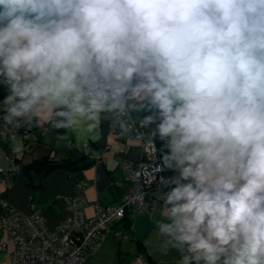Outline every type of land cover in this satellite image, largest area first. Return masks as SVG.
I'll list each match as a JSON object with an SVG mask.
<instances>
[{
	"label": "clouds",
	"instance_id": "1",
	"mask_svg": "<svg viewBox=\"0 0 264 264\" xmlns=\"http://www.w3.org/2000/svg\"><path fill=\"white\" fill-rule=\"evenodd\" d=\"M0 86L14 126L143 113L162 252L264 264V0H0Z\"/></svg>",
	"mask_w": 264,
	"mask_h": 264
},
{
	"label": "crops",
	"instance_id": "2",
	"mask_svg": "<svg viewBox=\"0 0 264 264\" xmlns=\"http://www.w3.org/2000/svg\"><path fill=\"white\" fill-rule=\"evenodd\" d=\"M129 111L134 116L143 115L135 110ZM35 118L37 123L45 122L47 127L32 141L31 149H23V139L15 140L21 165L43 156L56 160L81 156L91 161L80 168L79 175L62 166L40 174L37 167L25 165L12 175L10 184L0 180V199L23 211L40 210L48 227L56 226L67 213L64 196L82 191L89 202L85 207L87 213L93 211V200L102 204L117 202L129 186L126 164L135 161L141 154L137 140L118 137L112 131L120 118L102 119L92 127L81 122L70 128L53 127L46 113L35 112ZM0 152L8 160L9 151L2 133ZM78 177L85 179L83 187L78 184ZM117 180L122 184H116ZM165 191L167 189L162 185H154L150 190L153 200L146 198V209L143 211L136 210L133 204L127 205L123 217L113 223L116 229L124 230L127 235L116 236L112 231L107 232L96 248L84 255L83 263L130 264L133 259L141 258L144 264H179L180 253L175 248L170 247L166 254L161 250L164 237L159 233L157 221L166 220ZM4 237L0 228V240ZM11 248L10 242L3 247L0 241V264H11ZM93 254L102 257V260L104 258V262L95 258L88 262L86 259Z\"/></svg>",
	"mask_w": 264,
	"mask_h": 264
},
{
	"label": "built area",
	"instance_id": "3",
	"mask_svg": "<svg viewBox=\"0 0 264 264\" xmlns=\"http://www.w3.org/2000/svg\"><path fill=\"white\" fill-rule=\"evenodd\" d=\"M141 119L143 115L134 116L129 111L111 128L118 137L137 140L141 147L138 159L126 164L129 186L117 202L102 204L93 200V211L87 213L85 207L89 202L82 191L64 196L67 213L56 226L48 227L40 210L23 211L0 199V228L5 234L0 241L3 247L9 242L12 245L11 264H84V255L92 252L107 232L112 231L117 236L127 235L125 231L115 229L113 223L122 216L127 205L133 204L136 210L143 211L146 209V198L153 200L150 190L159 173L157 166L161 160L157 156L156 138L150 139L149 129L140 126ZM0 123L4 128L10 162L8 166L0 164V180L8 185L12 175L20 168L15 140L23 139V149H31L32 141L44 133L47 125L36 121L32 125L21 122L19 126H14L6 124L2 116ZM77 180L83 187L85 179L78 177ZM115 183L122 184L120 180ZM130 264L144 262L135 258Z\"/></svg>",
	"mask_w": 264,
	"mask_h": 264
},
{
	"label": "trees",
	"instance_id": "4",
	"mask_svg": "<svg viewBox=\"0 0 264 264\" xmlns=\"http://www.w3.org/2000/svg\"><path fill=\"white\" fill-rule=\"evenodd\" d=\"M4 95H5V88L3 86H0V97H3ZM1 128H2V130H4L2 125H1ZM3 133H4V131L2 132V134ZM159 148H160V140L158 138H156L157 156H158V158L161 159V154H160ZM90 161L91 160L83 159L81 156H78L76 158L67 157L65 159H58V160L50 159V158H48L46 156H43V157H40V158H38V157L34 158L33 160H31L27 164H23V165L20 164L19 170H21L25 165H26L25 167L34 166V167H37V169L40 170V174H42V173L46 172L47 170H49L51 168H54V167H57V166H62V167H65L66 169H68L70 171H72V170L76 171L75 175H79L80 174V168L83 167V166H86ZM172 174L173 173L170 172V171L159 172L157 174V176H156L155 181H154V185H160L161 186V184H160L161 176H169V175H172ZM121 217H123V216H121ZM120 232H122V231H120Z\"/></svg>",
	"mask_w": 264,
	"mask_h": 264
},
{
	"label": "rangeland",
	"instance_id": "5",
	"mask_svg": "<svg viewBox=\"0 0 264 264\" xmlns=\"http://www.w3.org/2000/svg\"><path fill=\"white\" fill-rule=\"evenodd\" d=\"M0 133H2V129H1V123H0ZM95 258V260H98V261H102L104 262V258L102 260V257L100 256H97V255H91L90 257H88L86 260H88V262L92 261L93 259Z\"/></svg>",
	"mask_w": 264,
	"mask_h": 264
},
{
	"label": "water",
	"instance_id": "6",
	"mask_svg": "<svg viewBox=\"0 0 264 264\" xmlns=\"http://www.w3.org/2000/svg\"><path fill=\"white\" fill-rule=\"evenodd\" d=\"M10 162L4 157V155L0 152V164L1 166H8Z\"/></svg>",
	"mask_w": 264,
	"mask_h": 264
}]
</instances>
